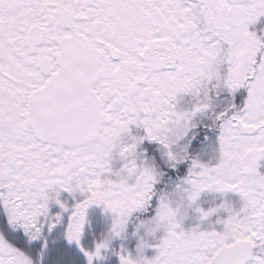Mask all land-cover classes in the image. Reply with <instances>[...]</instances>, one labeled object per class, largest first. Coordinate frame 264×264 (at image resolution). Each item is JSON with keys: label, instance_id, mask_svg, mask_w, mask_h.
<instances>
[{"label": "snow or ice", "instance_id": "obj_1", "mask_svg": "<svg viewBox=\"0 0 264 264\" xmlns=\"http://www.w3.org/2000/svg\"><path fill=\"white\" fill-rule=\"evenodd\" d=\"M0 264H264V0H0Z\"/></svg>", "mask_w": 264, "mask_h": 264}]
</instances>
